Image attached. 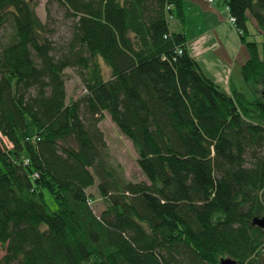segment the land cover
<instances>
[{"label":"trees","instance_id":"16d2710c","mask_svg":"<svg viewBox=\"0 0 264 264\" xmlns=\"http://www.w3.org/2000/svg\"><path fill=\"white\" fill-rule=\"evenodd\" d=\"M55 2L72 21L61 44L34 0H0V264H261L264 41L249 40L248 22L264 36V0L207 1L249 53V91L232 82L230 94L171 28L184 0ZM105 114L145 181L109 162Z\"/></svg>","mask_w":264,"mask_h":264},{"label":"rangeland","instance_id":"374dc122","mask_svg":"<svg viewBox=\"0 0 264 264\" xmlns=\"http://www.w3.org/2000/svg\"><path fill=\"white\" fill-rule=\"evenodd\" d=\"M34 2L36 3V11L38 16L44 23H47L50 26V29L53 31L51 33V39L56 44H61L62 42H65L67 39H69L72 21L65 18L64 10L55 2V0H34ZM216 6L223 9V6H220L219 4H216ZM186 17V32L191 35V33H193L194 31V24L195 22H197V20L199 21V19L195 16L194 12H187ZM222 20L226 26L223 28L221 27L216 32L212 33L214 34L213 36L216 37L218 42H221V40L224 41L226 38H229L230 41H233L238 36L237 31L227 23V21L229 20V16L227 14L222 15ZM180 23L181 22L178 17L170 19L171 28L175 31H180L178 28L180 26ZM248 30L250 33V41H256L259 43H262L264 41V36L258 33V30L251 20L248 22ZM221 50L222 49H216L214 50V53H219ZM231 59L232 65L234 66H232V81L238 89H242L243 91L248 92V87L244 83L243 77L241 75V68L249 59V53L246 45H242L241 49L237 50L235 52V56L231 57ZM106 74L109 73L106 71ZM67 75L69 97L80 96L82 94V87L77 71H75L74 69H68ZM263 93L264 88L259 87L256 94L263 99ZM100 126L105 135L106 145L109 152V162L115 168H118L120 173H122L125 179H127L128 181H145L146 178L138 166L137 151L132 142L121 134L108 114L104 115V119L101 122ZM97 185L98 180H96V186L90 189L89 192L93 201L92 206L95 212L97 214H100L105 209V204L99 194ZM45 195V200L50 206V209L52 211H56L57 205L51 195H49V193H46ZM4 255L5 249L0 245V259H2Z\"/></svg>","mask_w":264,"mask_h":264},{"label":"crops","instance_id":"0c3cea01","mask_svg":"<svg viewBox=\"0 0 264 264\" xmlns=\"http://www.w3.org/2000/svg\"><path fill=\"white\" fill-rule=\"evenodd\" d=\"M183 9L185 22L184 25L180 24L178 28L186 35L190 53L199 62L206 75L225 92L232 93L233 65L231 57L235 56V52L244 45L240 40V36L238 35L233 41L226 38L221 42H218L216 37L213 36L212 33L226 26L222 20V15L225 13L221 7L212 6L206 0H184ZM187 12H194L199 19L195 22L194 31L191 35L186 32L185 27ZM216 49L222 50L219 53H214ZM235 87L237 88L236 85Z\"/></svg>","mask_w":264,"mask_h":264},{"label":"water","instance_id":"95a60500","mask_svg":"<svg viewBox=\"0 0 264 264\" xmlns=\"http://www.w3.org/2000/svg\"><path fill=\"white\" fill-rule=\"evenodd\" d=\"M32 1V0H30ZM264 94V93H263ZM255 223L260 226L261 228H264V220L255 221ZM261 264H264V255L260 256ZM220 264H237L235 261L231 259H224L221 261Z\"/></svg>","mask_w":264,"mask_h":264},{"label":"built area","instance_id":"2783aa9c","mask_svg":"<svg viewBox=\"0 0 264 264\" xmlns=\"http://www.w3.org/2000/svg\"><path fill=\"white\" fill-rule=\"evenodd\" d=\"M208 1H209L210 3H214V0H208ZM229 21H230L231 24H233V25L235 24V20H234V19H231V18H230Z\"/></svg>","mask_w":264,"mask_h":264}]
</instances>
